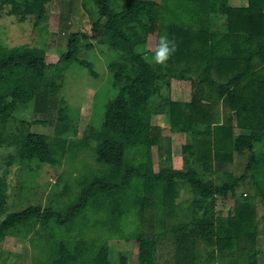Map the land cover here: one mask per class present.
<instances>
[{
    "label": "trees",
    "instance_id": "obj_1",
    "mask_svg": "<svg viewBox=\"0 0 264 264\" xmlns=\"http://www.w3.org/2000/svg\"><path fill=\"white\" fill-rule=\"evenodd\" d=\"M52 1L0 0V149L12 152L5 165L17 161L23 172L32 163L60 166L82 142L68 141L71 132L77 134L81 102L69 105L65 91L74 80L84 86L89 78L97 83L86 125L96 168L59 212L38 202L7 212L4 172L0 243L7 235L31 239L50 228V257L42 264H111L106 242L95 247L80 233L55 235L54 227L71 229L88 207L101 210L111 225L132 213L133 228L118 232L137 244L135 264H263L264 0L224 6L226 50L208 32L215 0H67L70 14L80 2L91 29H72L73 16H59L66 29L63 60L50 64L45 40L40 46L9 45L1 21H32L43 35ZM150 33L156 48L162 36L176 45L163 64L155 62L156 48H146ZM173 78L190 81V101L170 98ZM28 113L43 117L27 119ZM154 114H166L172 132L192 134L182 146L185 170L173 169L171 139L152 123ZM198 125H210L211 132L197 133ZM236 158L243 170H224ZM226 197L232 204L223 213L218 201ZM119 264H128L124 254Z\"/></svg>",
    "mask_w": 264,
    "mask_h": 264
},
{
    "label": "rangeland",
    "instance_id": "obj_2",
    "mask_svg": "<svg viewBox=\"0 0 264 264\" xmlns=\"http://www.w3.org/2000/svg\"><path fill=\"white\" fill-rule=\"evenodd\" d=\"M227 0H215L213 4L215 8L219 9V13L224 11V6ZM78 7L74 14H70L67 0H53L49 4L48 15L45 22V33L42 35L38 30V27H34L32 21L19 22L14 17H7L1 21L5 26L6 42L9 45H42V41L45 40V62L56 63L63 60L64 53V36L62 30L64 23L61 21V15L73 16L74 25L70 28L78 29L80 31H90L91 23L88 15L84 13L80 2L77 1ZM217 9V10H218ZM69 23V22H68ZM66 30V29H65ZM156 46V35L150 33L146 38V48L150 51H154ZM88 55L89 53H82ZM100 67L106 69L104 60H100ZM71 88L66 89L68 98L72 101L69 105L80 103L79 118L77 134L70 133L68 141L71 142L76 139L79 142V146L76 148L71 147L63 159V163L60 166H51L43 164L38 167L36 163H32L29 170L23 172L17 161L12 162L9 166L5 165L4 157L11 154L10 149H0V177L4 172H7L5 181L7 187V198L5 200V210L15 211L21 208H25L27 205L40 203L42 206H49L52 204L54 211H61L67 204L73 202L80 191L82 184L85 180L93 177L95 172V154L92 148L94 141H91L86 129V125L91 117V100L92 93L95 92L97 83L89 78L84 80V86L74 80L71 83ZM170 97L173 99H187L190 96L189 84L183 80L171 79L169 87ZM70 95L72 96L70 98ZM103 93H99L98 102L101 100ZM82 100V101H81ZM99 112L96 113V115ZM26 115V114H25ZM41 113L29 114L25 117L27 119L40 118ZM151 121L154 125L161 127V131L164 135H167L171 139V164L175 172L185 170L183 167V149L182 146L191 142V133L179 134L170 130L169 119L166 114H154L151 116ZM96 122V121H95ZM234 122V121H233ZM196 132H211L210 125H198L195 127ZM32 131L37 132L42 130L46 134H50L51 128H38L32 126ZM87 133V135H86ZM86 137H85V136ZM68 142V143H69ZM154 167H157V153L156 147L152 148ZM236 162L233 164L228 163L224 166V170L232 171L234 173H240L243 170V160L236 158ZM29 167V166H28ZM26 170V169H24ZM219 180V179H216ZM22 183V184H21ZM22 185L23 190L18 188ZM244 187V185H243ZM241 187V188H243ZM240 188V189H241ZM62 193L60 196L56 195V191ZM19 192V193H18ZM26 194V197H25ZM58 196V198H57ZM183 196H186L184 194ZM221 203L223 205H221ZM232 204L231 198H223L218 201L217 209L223 213H226ZM0 213V220L5 216L6 211ZM101 210L85 208L78 222H73L71 229L54 227V232L57 237H64L69 239L75 234H81L84 239L89 240L95 247L106 242L108 248H110V256L113 258L111 264H119V255L124 254L128 258V264L136 263V249L137 244L133 241H125L119 238V229L123 228V232H127L135 225L133 223V216L131 212H126L121 217V220L117 221L115 225H111V222L106 221V217ZM51 229L40 230L37 233L31 234V239L23 235H7L0 243V264H42L49 260L50 252L49 247L51 241L50 238ZM107 240V241H106ZM262 244V262L264 264V240Z\"/></svg>",
    "mask_w": 264,
    "mask_h": 264
},
{
    "label": "crops",
    "instance_id": "obj_3",
    "mask_svg": "<svg viewBox=\"0 0 264 264\" xmlns=\"http://www.w3.org/2000/svg\"><path fill=\"white\" fill-rule=\"evenodd\" d=\"M248 4V0H227L226 1V5H230L233 7H246ZM218 12V10H217ZM219 13V12H218ZM216 13L215 15L212 16V18L208 21L209 27H208V32L212 33H216L215 37H219L221 42L220 45L224 46L223 49H230V45L227 43L226 38H228V32H226L225 28H226V24H227V17L225 15V13H220L218 14ZM197 27V26H195ZM220 46V48H221ZM156 48V46H155ZM230 50H227L226 52H228ZM178 80L177 78H173ZM179 80H183L188 82L189 84V89H190V96L187 99H173L172 97H170L172 100H177V101H183V102H188L191 100V96H192V90H191V84L189 80L186 79H179ZM171 82V81H170ZM205 126V125H204Z\"/></svg>",
    "mask_w": 264,
    "mask_h": 264
},
{
    "label": "clouds",
    "instance_id": "obj_4",
    "mask_svg": "<svg viewBox=\"0 0 264 264\" xmlns=\"http://www.w3.org/2000/svg\"><path fill=\"white\" fill-rule=\"evenodd\" d=\"M175 51V43L169 40L167 36H162L154 54L155 62L158 64L165 63L169 59L170 55Z\"/></svg>",
    "mask_w": 264,
    "mask_h": 264
}]
</instances>
